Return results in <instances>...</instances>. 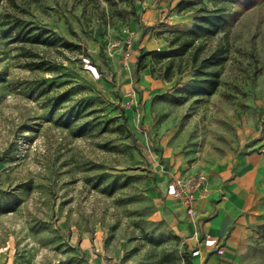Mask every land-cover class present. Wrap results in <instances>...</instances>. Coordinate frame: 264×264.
Returning <instances> with one entry per match:
<instances>
[{
	"label": "rangeland",
	"instance_id": "obj_1",
	"mask_svg": "<svg viewBox=\"0 0 264 264\" xmlns=\"http://www.w3.org/2000/svg\"><path fill=\"white\" fill-rule=\"evenodd\" d=\"M177 1L0 0V264H192L168 178L264 151V0L196 41L224 60L194 96L193 48L136 67L190 27ZM20 26L55 43L15 42ZM249 229L241 260L264 264V222Z\"/></svg>",
	"mask_w": 264,
	"mask_h": 264
},
{
	"label": "crops",
	"instance_id": "obj_2",
	"mask_svg": "<svg viewBox=\"0 0 264 264\" xmlns=\"http://www.w3.org/2000/svg\"><path fill=\"white\" fill-rule=\"evenodd\" d=\"M190 168L186 171L203 173ZM263 187L264 151L252 148L233 166L213 165L206 171L195 190L192 215L175 203L170 217L184 236L192 264H243L239 244L251 226L264 222Z\"/></svg>",
	"mask_w": 264,
	"mask_h": 264
},
{
	"label": "trees",
	"instance_id": "obj_3",
	"mask_svg": "<svg viewBox=\"0 0 264 264\" xmlns=\"http://www.w3.org/2000/svg\"><path fill=\"white\" fill-rule=\"evenodd\" d=\"M110 1V0H107ZM234 0H178L177 6L179 11L192 10L194 15L189 28L185 30H174L169 40L171 45H176L171 50H147L140 53L136 58L137 69L144 68V58L147 55L162 58H171L175 55H182L193 48L191 63L193 66V75L191 79L180 86L179 92L186 96L210 95L219 84V71L217 66L222 63L224 57L222 53L211 52L202 56L199 60L197 57L198 45L195 43L198 39H208L213 37L218 31L225 28L229 23V10ZM198 3V4H197ZM197 4V5H196ZM18 27L19 24H14ZM17 28L14 31L13 41H27L40 44H54L55 39L45 35L41 31L33 32L32 27L21 30ZM62 45L69 46L71 42L61 41ZM166 80L170 79L167 74L164 75Z\"/></svg>",
	"mask_w": 264,
	"mask_h": 264
},
{
	"label": "built area",
	"instance_id": "obj_4",
	"mask_svg": "<svg viewBox=\"0 0 264 264\" xmlns=\"http://www.w3.org/2000/svg\"><path fill=\"white\" fill-rule=\"evenodd\" d=\"M118 43L119 41L114 42L115 45ZM123 45L125 47L123 56L125 58L131 57L132 40L130 35L123 41ZM204 180V173H191L189 171L171 173L167 184L168 195L173 202L184 208L186 214L192 215L194 212L193 201L195 199V190L200 187ZM216 251L221 253L222 249L217 248Z\"/></svg>",
	"mask_w": 264,
	"mask_h": 264
}]
</instances>
